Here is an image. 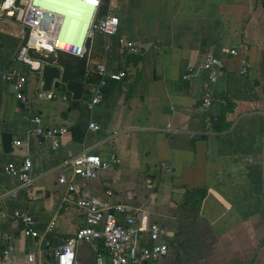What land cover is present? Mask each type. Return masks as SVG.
Segmentation results:
<instances>
[{
  "label": "crops",
  "instance_id": "obj_1",
  "mask_svg": "<svg viewBox=\"0 0 264 264\" xmlns=\"http://www.w3.org/2000/svg\"><path fill=\"white\" fill-rule=\"evenodd\" d=\"M111 5L116 34L90 35L87 56L30 54L79 71V101L70 99L64 85L52 89L54 99L37 97L39 71L13 61L26 31L0 9V134L12 141L10 153L0 145V241L13 246L5 264H53V251L81 226L74 195L56 179L59 163L83 149L94 150L110 167L93 181L76 179L77 194L123 205L136 221L166 229L170 253L152 264H264V0H113ZM118 39L138 53L126 54ZM229 49L237 56L225 55ZM204 52L222 61L214 85L200 72L183 81ZM241 60L248 64L244 75L238 74ZM102 61L125 77L110 83L108 94L88 109L94 66ZM10 68L26 78L24 108L1 79ZM205 87L215 99L210 113L226 125L220 132L206 125L201 111ZM36 116L42 127L65 129L57 148L32 132ZM91 122L98 131L87 129ZM23 158L30 160L31 180L20 188L3 169ZM199 188L206 194L193 210L186 191ZM16 209L28 211L38 229L50 226L47 246L21 236L19 222L11 218ZM94 256L89 244L74 247L75 264H94Z\"/></svg>",
  "mask_w": 264,
  "mask_h": 264
},
{
  "label": "built area",
  "instance_id": "obj_2",
  "mask_svg": "<svg viewBox=\"0 0 264 264\" xmlns=\"http://www.w3.org/2000/svg\"><path fill=\"white\" fill-rule=\"evenodd\" d=\"M106 1V4L103 2ZM113 0H1L0 9L8 13L13 21L25 31V38L18 48L13 61L27 66L30 71H39L45 61L32 59L31 53L62 51L71 56L82 58L87 56L86 40L97 33L102 36H114L117 31V18L111 5ZM61 43V47L57 46ZM118 44L126 54H137L138 50L130 43L118 39ZM225 55L236 57L235 49L225 51ZM43 58V57H42ZM34 64V65H33ZM222 67L221 59L210 52L201 54L197 66L188 67L182 75L183 81L193 74L202 73L211 87L218 79ZM248 64L240 61L239 75H244ZM97 75L88 102V109L102 101L103 91L110 84H120L125 77L123 70L111 69L104 61L94 66ZM86 76V75H85ZM1 79L6 82L20 108L27 105L25 96L26 78L15 68L3 71ZM200 100V108L206 125L216 120L210 113L215 101L211 91L205 87ZM40 99H54L56 95L38 93ZM66 100L65 97L61 98ZM35 136L49 140L54 148L59 146V139L65 133L64 128H45L40 125V118L33 117ZM87 129L98 131L97 125L88 123ZM18 145L17 143H13ZM113 162V160H112ZM110 164L100 159L92 149H83L78 154L62 160L57 166V183L64 185L69 195H74L73 204L82 218L81 226L71 237L58 246L52 254L53 264H75L74 247L78 243H86L95 250L94 264H152L167 257L170 253L166 243V229L157 222L136 221L129 215L123 205H111L107 200L96 196L77 194L74 181L81 179L93 181L100 169L109 168ZM7 177H13L18 187L25 188L30 183L31 164L28 158H23L20 164H7L3 169ZM11 218L19 222L20 234L26 239H40L44 246L48 245L47 229H38L36 223L24 209L13 211ZM13 252V246L8 239L0 241V264H5ZM30 260L31 255H27Z\"/></svg>",
  "mask_w": 264,
  "mask_h": 264
},
{
  "label": "water",
  "instance_id": "obj_3",
  "mask_svg": "<svg viewBox=\"0 0 264 264\" xmlns=\"http://www.w3.org/2000/svg\"><path fill=\"white\" fill-rule=\"evenodd\" d=\"M79 71L61 67L55 63L44 62L40 66L38 89L40 93H50L58 85H64L72 101H79L83 95V84L79 82ZM11 138L0 134V145L4 154L11 152Z\"/></svg>",
  "mask_w": 264,
  "mask_h": 264
},
{
  "label": "trees",
  "instance_id": "obj_4",
  "mask_svg": "<svg viewBox=\"0 0 264 264\" xmlns=\"http://www.w3.org/2000/svg\"><path fill=\"white\" fill-rule=\"evenodd\" d=\"M105 90V89H104ZM109 90L103 91V97L102 99L108 94ZM72 104H76V102H71ZM212 129L214 131H222L226 128V125L222 123V118L218 117L214 122H211ZM187 195H191L188 197L186 201L189 203V207L193 210H197L198 205L200 204L201 200L204 198L206 191L205 189L199 188V189H192L186 191ZM195 195L197 196V199H195Z\"/></svg>",
  "mask_w": 264,
  "mask_h": 264
},
{
  "label": "bare ground",
  "instance_id": "obj_5",
  "mask_svg": "<svg viewBox=\"0 0 264 264\" xmlns=\"http://www.w3.org/2000/svg\"><path fill=\"white\" fill-rule=\"evenodd\" d=\"M57 46L60 48L61 47V43L60 42H57Z\"/></svg>",
  "mask_w": 264,
  "mask_h": 264
},
{
  "label": "snow or ice",
  "instance_id": "obj_6",
  "mask_svg": "<svg viewBox=\"0 0 264 264\" xmlns=\"http://www.w3.org/2000/svg\"><path fill=\"white\" fill-rule=\"evenodd\" d=\"M89 2H95V0H89Z\"/></svg>",
  "mask_w": 264,
  "mask_h": 264
}]
</instances>
